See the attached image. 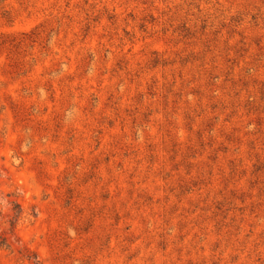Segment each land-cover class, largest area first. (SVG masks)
<instances>
[{"label": "rangeland", "instance_id": "obj_1", "mask_svg": "<svg viewBox=\"0 0 264 264\" xmlns=\"http://www.w3.org/2000/svg\"><path fill=\"white\" fill-rule=\"evenodd\" d=\"M0 264H264V0H0Z\"/></svg>", "mask_w": 264, "mask_h": 264}]
</instances>
